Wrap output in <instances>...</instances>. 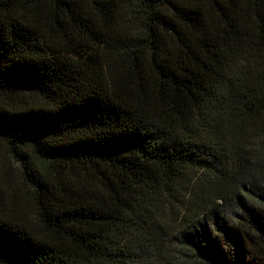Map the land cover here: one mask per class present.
I'll list each match as a JSON object with an SVG mask.
<instances>
[{"label":"trees","instance_id":"16d2710c","mask_svg":"<svg viewBox=\"0 0 264 264\" xmlns=\"http://www.w3.org/2000/svg\"><path fill=\"white\" fill-rule=\"evenodd\" d=\"M0 264H264V0H0Z\"/></svg>","mask_w":264,"mask_h":264}]
</instances>
